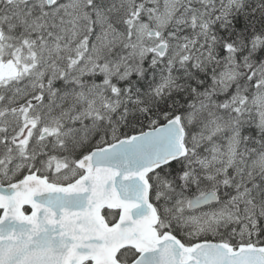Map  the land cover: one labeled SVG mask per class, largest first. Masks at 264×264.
<instances>
[{"label": "snow or ice", "instance_id": "6c2138e0", "mask_svg": "<svg viewBox=\"0 0 264 264\" xmlns=\"http://www.w3.org/2000/svg\"><path fill=\"white\" fill-rule=\"evenodd\" d=\"M0 264H264V0H0Z\"/></svg>", "mask_w": 264, "mask_h": 264}]
</instances>
